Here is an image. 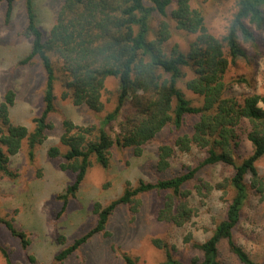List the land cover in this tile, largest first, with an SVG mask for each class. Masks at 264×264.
I'll return each mask as SVG.
<instances>
[{"label": "trees", "instance_id": "obj_1", "mask_svg": "<svg viewBox=\"0 0 264 264\" xmlns=\"http://www.w3.org/2000/svg\"><path fill=\"white\" fill-rule=\"evenodd\" d=\"M6 2V22L11 14L14 0ZM194 0H63L49 36L43 39L36 24L31 0H25L27 25L24 35L31 39V50L20 65H26L38 58L44 69L46 80L43 95L44 109L35 120V134H28L23 126L13 125L9 109L14 95L8 91L0 102V174L12 177L9 156L16 155L22 142L27 139L30 149L45 139V132L51 128L47 118L54 111V85L56 72L61 74L64 88L62 98H70L74 106H85L90 111L101 112V100L105 80H118L117 102L99 126H80L63 121L61 142L67 147L65 163L61 169L75 174L73 183L59 196L63 200L62 211L68 198L74 197L91 157L102 167L109 166L110 148H130L139 157L143 146L149 143L167 126L180 128L186 117H195L191 134H183L163 143L157 150V170L167 171L174 148L188 152L192 146L205 149V156L193 167L154 183L139 180L135 187L126 183L121 196L102 206L93 204L95 225L84 235L74 240L66 249L55 255L56 262H62L96 234L109 236L106 230L113 212L119 205H127L136 211L137 196L156 192L164 193L156 220L183 227L198 215V209L191 203V196H209L214 189L233 191L224 216L216 221L211 235L198 243L191 235L184 238L198 252L188 262L176 259L173 247L162 239L151 240L152 245L162 250L164 259L159 264H224L220 246L224 244L227 253L240 264H259L236 243L234 232L238 227L242 210L249 197L246 179L250 189L264 193V183L257 170L256 162L264 157V95L249 93L239 97L231 90L233 84L246 83L239 77L232 82L225 81L229 64L247 58V51L241 43L252 42L256 31H264V0H234L236 11L228 23L225 34L212 35L206 25L202 11L193 5ZM156 27H151L153 17ZM174 28L195 36L186 52L177 45L170 49L166 44ZM58 66H55V62ZM190 74V78L186 77ZM200 98L196 105L189 100L179 84ZM128 103L130 110L118 122V132L112 136L106 127L115 122ZM243 123L249 125L247 139L252 152L241 161L236 160L235 150L239 144L237 129ZM4 148V149H3ZM58 150L51 148L50 157L58 156ZM222 164L233 169L232 175L216 187L200 180L193 189L188 184L194 181L205 168ZM10 234L18 238L22 248L29 246L24 231L17 229L11 220L0 219ZM5 264H13L6 248L0 245ZM124 264H137L136 260L123 254Z\"/></svg>", "mask_w": 264, "mask_h": 264}, {"label": "rangeland", "instance_id": "obj_2", "mask_svg": "<svg viewBox=\"0 0 264 264\" xmlns=\"http://www.w3.org/2000/svg\"><path fill=\"white\" fill-rule=\"evenodd\" d=\"M36 16V24L43 39H47L55 22V16L63 0H31ZM204 16L208 31L215 37L226 32L228 23L236 11L234 0H194ZM6 2L0 3V102L11 91L14 95L13 105L9 109V118L13 125L23 126L28 134L34 135L37 129L35 120L44 109L45 72L38 58L30 63L20 65L31 50V39L24 35L27 25L25 0H14L6 22ZM157 17H153L151 27H156ZM171 25V37L166 44L170 49L177 45L186 52L188 45L195 38ZM252 28V42L241 43L247 51V58L238 59L229 64L225 81L230 84L239 77L246 83L233 84L231 92L239 97L249 93L264 95V31ZM55 62V60H53ZM55 66H58L55 62ZM54 85V111L47 120L51 128L45 132V139L30 149L25 139L19 152L9 156L8 166L12 177L0 174V219L11 220L14 226L26 233L29 246L24 250L18 238L13 237L0 221V245L6 248L13 264H124L123 254L136 260L137 264H159L164 259L162 250L155 248L151 240L159 238L173 247L172 254L183 262L198 256V252L184 238L191 235L194 241L201 243L213 232L216 221L225 213L233 191L226 187L214 189L201 198L191 196V203L198 209V215L183 227L156 220L164 193H144L137 196L139 205L131 211L127 205H119L110 216L107 231L109 236L96 234L62 262L55 261V255L70 246L75 239L87 233L94 225L96 217L93 204H109L122 195L126 183L135 187L139 180L154 183L182 171L183 167L195 166L204 156L205 149L192 146L188 152L174 148V155L169 161L167 171L157 170V150L163 143L183 134H191L195 117H186L180 128L167 126L149 143L143 146L139 157L130 148H110L109 166L102 167L91 157L85 177L74 197L68 198L66 208L62 211L63 200L59 196L73 183L75 174L61 169L65 163L64 154L67 147L61 142L63 121L67 120L80 126H99L103 118L115 107L118 93V80L109 77L105 80L102 91L103 109L101 112L90 111L85 106H74L70 98L63 99L61 74L56 72ZM190 78V74L186 79ZM186 97L194 104H200V98L188 91L183 83L179 84ZM260 107L264 108L262 104ZM128 103L119 118L106 127L112 136L118 132L117 124L129 113ZM249 125L243 123L237 129L239 138L235 150L238 161L252 152L247 139ZM56 148L59 155L49 156V150ZM4 149V148H3ZM256 170L264 183V157L256 162ZM233 169L222 164L205 168L198 177L188 184V189L200 181L212 186L225 183ZM249 197L242 210L241 220L234 232L236 243L259 264H264V193L259 194L250 189L249 178L246 179ZM221 259L224 264H240L220 246ZM0 264H5L0 253Z\"/></svg>", "mask_w": 264, "mask_h": 264}]
</instances>
